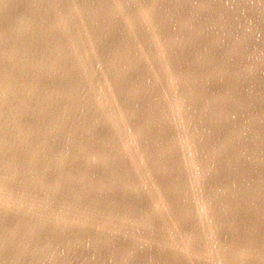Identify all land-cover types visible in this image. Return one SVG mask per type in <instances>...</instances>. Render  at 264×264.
I'll return each instance as SVG.
<instances>
[{
  "label": "bare ground",
  "instance_id": "1",
  "mask_svg": "<svg viewBox=\"0 0 264 264\" xmlns=\"http://www.w3.org/2000/svg\"><path fill=\"white\" fill-rule=\"evenodd\" d=\"M251 10L0 0V264H264Z\"/></svg>",
  "mask_w": 264,
  "mask_h": 264
},
{
  "label": "rangeland",
  "instance_id": "2",
  "mask_svg": "<svg viewBox=\"0 0 264 264\" xmlns=\"http://www.w3.org/2000/svg\"><path fill=\"white\" fill-rule=\"evenodd\" d=\"M44 1V0H43ZM46 1V0H45ZM248 1H252V0H248ZM187 10H189V9H187ZM190 11V10H189ZM251 12H252V14H253V16L255 17V19H256V21H259L260 19H262L260 16H263L264 14L263 13H259V10L257 11V10H251ZM207 13H209V12H207ZM149 16V15H148ZM147 15H145V20H146V18H149ZM250 19H253V18H251L250 17ZM254 20V19H253ZM152 33H153V31L152 30H150ZM154 34V33H153ZM113 36H115V38L117 37V35L115 34V35H113ZM115 38L113 37V39L115 40ZM154 42H156L155 40H154ZM264 103V102H263ZM18 209H22V208H18ZM24 212H26V213H28L29 215H32V216H36V217H42V218H48V219H50V220H54V218H52L51 216H49L48 214H46L45 212H43V211H32V210H23ZM55 220H58V219H55ZM72 224V223H71ZM73 225V224H72ZM78 225V226H77ZM73 226H75V227H86V228H91V226L90 225H88L87 223H77V224H74Z\"/></svg>",
  "mask_w": 264,
  "mask_h": 264
}]
</instances>
